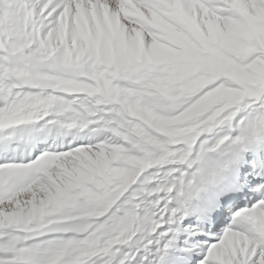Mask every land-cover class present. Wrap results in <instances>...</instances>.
Wrapping results in <instances>:
<instances>
[{
	"label": "snow or ice",
	"instance_id": "6c2138e0",
	"mask_svg": "<svg viewBox=\"0 0 264 264\" xmlns=\"http://www.w3.org/2000/svg\"><path fill=\"white\" fill-rule=\"evenodd\" d=\"M0 264H264V0H0Z\"/></svg>",
	"mask_w": 264,
	"mask_h": 264
}]
</instances>
